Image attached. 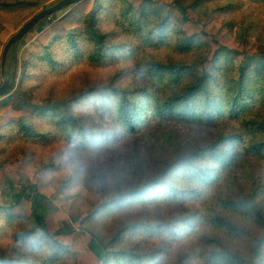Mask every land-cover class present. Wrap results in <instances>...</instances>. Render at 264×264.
Returning a JSON list of instances; mask_svg holds the SVG:
<instances>
[{
    "label": "rangeland",
    "instance_id": "obj_1",
    "mask_svg": "<svg viewBox=\"0 0 264 264\" xmlns=\"http://www.w3.org/2000/svg\"><path fill=\"white\" fill-rule=\"evenodd\" d=\"M14 1L0 0V85L3 83L2 54L9 38L42 9L59 0H25L32 4L22 8H10L4 4ZM174 1L163 0L156 4V8L167 14ZM183 1L190 4L197 0ZM201 3L204 16L207 14L208 18L228 23L226 32L230 39H238L248 32L264 49V0H203ZM98 22L106 31H117L116 35L112 34L116 43L136 37L135 31H129V36L125 34L127 31L120 28L122 20L118 16H109L107 11L99 15ZM77 32L81 33L82 29L77 28ZM50 44L51 48L47 49L34 38L25 46L23 55L27 61L23 60L20 78L11 93L3 98V101L13 98L16 105L13 108L4 105L5 117L10 123L0 128V135H3L0 139L1 163L24 162L32 176L24 175L23 181L51 184L56 189L55 195L49 197L53 207L71 211L60 220L51 212L43 213L48 229L55 232L65 226L77 230L81 225L87 226L120 253L132 252L133 258L122 256L119 264H136L139 259L145 264H229L216 261L210 255L212 250L221 247L244 257L246 262L243 264H264V246L259 248L264 226L251 215L231 210L221 202V199H236L243 192H251L254 182L264 185L262 159L245 163L202 186V194L191 199L167 200L163 196L154 200L133 199L113 209L101 208V205L110 204L121 191L135 188L140 181L145 183L156 176L163 165L175 159L180 148L182 153H187L196 144L210 142L223 132L248 131L253 132L257 140H264V131L247 128L253 117L260 121L264 117V104H257L248 114L237 119L220 118L213 126H194L176 120L160 122L156 118L135 133L120 132L118 137L103 143L79 146L66 134L58 116L61 118L63 114L75 112L84 124L96 125L95 128L105 125L93 109L92 101L86 99L71 105L70 98L107 85L112 78L123 86L153 85L143 77L147 73L143 65L139 64L136 72L134 59L123 56V53L119 59L94 62L89 53L77 56L62 42ZM198 54L197 50L180 53L172 47H146L141 59L158 56L185 61L189 65ZM245 60V56H234L231 63L238 70ZM134 75L140 80L136 81ZM190 80L188 76L184 81ZM171 85L174 84L166 79L162 81L161 89L157 88L158 96H169ZM40 106L59 110L56 114H35L34 107ZM21 120L36 128V132L27 136L20 132L13 123ZM173 180L180 187L197 188L196 184L183 180L180 174ZM259 199L264 206V192ZM89 213L94 216L83 223V217ZM217 215L229 219L234 226L249 234L237 236L223 229L214 220ZM138 222L150 223L157 229L127 230L123 237L119 235L117 241L112 242L122 227ZM166 226L172 227L173 232L164 230ZM33 228V221L0 212V257H12L25 264H77L74 252H86L91 240L88 235L79 246L57 253L51 245L36 242L39 231L33 232ZM23 233L28 234L27 237ZM110 264H118V261Z\"/></svg>",
    "mask_w": 264,
    "mask_h": 264
},
{
    "label": "trees",
    "instance_id": "obj_2",
    "mask_svg": "<svg viewBox=\"0 0 264 264\" xmlns=\"http://www.w3.org/2000/svg\"><path fill=\"white\" fill-rule=\"evenodd\" d=\"M161 1L163 0H81L45 17L11 47L5 69L10 85L0 95V99L11 93L20 78L23 60L27 61L23 51L36 38L47 49L51 48L50 42L59 41L77 56L89 53L94 62L119 59L118 56L123 53V56L134 59L136 72L139 64L143 65L147 72L143 77L153 85L123 86L116 78H112L107 85L70 98L71 105L80 104L86 99L92 101L93 109L105 125L95 128L96 125L84 124L75 112L63 114L61 118L58 116L66 134L78 142L79 146L103 143L118 137L120 132L135 133L142 125L156 118L160 122L176 120L194 126H213L220 118L237 119L248 114L257 104H264V49L260 47V42L248 32L238 39H230L226 32L227 22L203 15V0L190 4L175 0L167 14L156 8V4ZM4 4L10 8H22L32 2L16 0ZM103 11H107L109 16H118L122 20L120 28L127 31L125 34L129 36V31H135L136 37L116 43L112 34L116 35L117 31L111 33L99 25V15ZM77 28L82 29V32L78 33ZM146 47H172L180 53L197 50L199 54L189 65L185 61L158 56L141 59ZM239 55L245 56L246 60L236 70L231 58ZM188 76L191 80L186 83L184 80ZM134 78L136 81L140 80L136 75ZM165 79L174 85L170 86L172 93L161 98L157 88ZM3 103L10 108L16 105L11 97ZM58 110L57 107L40 106L34 107L33 112L42 115L49 112L56 114ZM2 121L3 117L0 116V123ZM9 123L10 121L7 124ZM13 124L26 136L36 132V128L23 120ZM247 128L264 131V117L261 121L253 117ZM250 134L254 133L223 132L210 142L196 144L187 153H182L180 148L175 159L163 165L156 176L145 183L140 181L135 188L121 191L110 204L101 205V208L113 209L133 199L154 200L163 196L167 200L194 198L202 194V186L209 185L254 159L264 160V140H257ZM1 138L3 135H0ZM177 174L182 175L183 180L196 184L197 188L180 187L173 180ZM24 175L32 176L24 162L3 165L0 161V212L10 217L33 221V232L39 231L37 243L49 244L59 253L79 246L90 235L87 251L74 252L77 264H110L113 261H118L119 264L122 256L133 258L131 251L120 253L109 241L84 225L79 230L65 226L51 232L43 213L51 212L60 220L71 214V211L53 207L49 197L55 195L56 189L51 184L25 183ZM263 187L264 185L254 182L251 184V192H243L236 199H221V202L231 210L251 215L264 226V206L259 199L264 192ZM93 216V213H89L83 217L82 222ZM214 220L220 227L237 236L249 234L220 215L214 217ZM154 226L147 222L126 225L119 230L112 242L117 241L119 235L123 237L127 230L144 228L145 231H155L157 227ZM164 230L173 232L174 229L166 226ZM23 235L27 237L28 234ZM263 246L264 235L260 238L259 248ZM210 255L216 261L229 264L246 262L238 253L222 247L212 250ZM134 258L138 259L136 256ZM0 264L25 263L12 257H0ZM136 264H145V261L139 259Z\"/></svg>",
    "mask_w": 264,
    "mask_h": 264
},
{
    "label": "water",
    "instance_id": "obj_3",
    "mask_svg": "<svg viewBox=\"0 0 264 264\" xmlns=\"http://www.w3.org/2000/svg\"><path fill=\"white\" fill-rule=\"evenodd\" d=\"M81 0H59L48 8L42 9L39 13L29 19L16 33H14L7 41L3 54H2V64L1 72L3 75V83L0 85V95L4 94L10 85L9 79L5 76L6 63L11 47L18 42L28 31L31 30L36 24H38L45 17L52 15L56 11L62 9L63 7L69 6Z\"/></svg>",
    "mask_w": 264,
    "mask_h": 264
},
{
    "label": "crops",
    "instance_id": "obj_4",
    "mask_svg": "<svg viewBox=\"0 0 264 264\" xmlns=\"http://www.w3.org/2000/svg\"><path fill=\"white\" fill-rule=\"evenodd\" d=\"M4 99H0V106L3 108H0V109H2V113L0 112V116L1 117H3V121L0 123V128H2V126H4V125H6L8 122H9V119L8 118H6L5 117V114H6V108H4V107H6V106H4L5 104L3 103L4 101H3Z\"/></svg>",
    "mask_w": 264,
    "mask_h": 264
}]
</instances>
